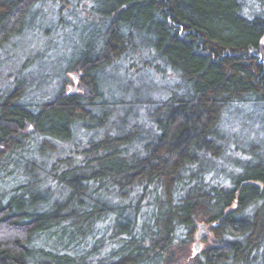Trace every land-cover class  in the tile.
I'll return each mask as SVG.
<instances>
[{
    "label": "trees",
    "instance_id": "obj_1",
    "mask_svg": "<svg viewBox=\"0 0 264 264\" xmlns=\"http://www.w3.org/2000/svg\"><path fill=\"white\" fill-rule=\"evenodd\" d=\"M27 37L0 264H264V0H0V57Z\"/></svg>",
    "mask_w": 264,
    "mask_h": 264
},
{
    "label": "rangeland",
    "instance_id": "obj_2",
    "mask_svg": "<svg viewBox=\"0 0 264 264\" xmlns=\"http://www.w3.org/2000/svg\"><path fill=\"white\" fill-rule=\"evenodd\" d=\"M31 39H32L31 37H27L26 39H23L22 41L18 42L17 46L12 47V49L9 50V52L7 51L8 53L5 52L3 53V56L0 57V85L1 86H3V81L6 82L8 79L12 80V78H14V75L17 73L16 71L20 68L22 62H25V59L27 57L34 56L36 54L34 50L38 49V45H37V42ZM57 48H58L57 51L51 50V52L48 53L46 59L47 61L49 60V62L47 63V68H41L43 69L42 73H45L46 69L51 70L52 72L53 70L58 69V65L61 64L60 59L64 55H68V53L71 50V47L68 45L67 46L60 45V46H57ZM40 65H43L42 62L38 64L37 62H34L33 66H31L30 68L35 69V70L37 69L40 70L39 69ZM37 66H39V68ZM35 70H32V71L35 73ZM75 81L77 80L75 79ZM71 87L76 88L75 85H69L68 87H66V91L69 90ZM43 88H44V85H43ZM250 113H251L250 108L248 106H243L241 108H238V110L236 111L234 115L237 118H243L245 116H250ZM245 121L246 122L241 121V123L237 121V123L235 122V124H233V127L237 129V131H239L243 136L248 138V135H250V133L253 130L252 129L253 125H255V122H254L255 120L249 117V120H245ZM247 143L248 142H244V141L241 142L242 145H246ZM200 225L201 223H199L197 227L198 233L201 231ZM209 237H211V233L209 232V228L207 226V231H205V234L203 235V237L197 240V242L200 243L201 247H204L205 246L204 239L209 238Z\"/></svg>",
    "mask_w": 264,
    "mask_h": 264
},
{
    "label": "water",
    "instance_id": "obj_3",
    "mask_svg": "<svg viewBox=\"0 0 264 264\" xmlns=\"http://www.w3.org/2000/svg\"><path fill=\"white\" fill-rule=\"evenodd\" d=\"M200 232L197 235V239L199 240L201 237H203V235L205 234V231H207V224L206 223H202L200 225ZM198 247L200 246L199 244H197Z\"/></svg>",
    "mask_w": 264,
    "mask_h": 264
}]
</instances>
